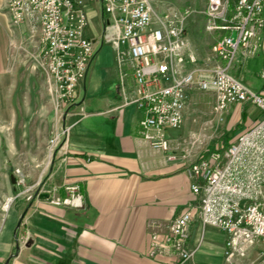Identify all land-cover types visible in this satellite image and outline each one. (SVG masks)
Wrapping results in <instances>:
<instances>
[{"label":"crops","instance_id":"crops-1","mask_svg":"<svg viewBox=\"0 0 264 264\" xmlns=\"http://www.w3.org/2000/svg\"><path fill=\"white\" fill-rule=\"evenodd\" d=\"M8 5L9 0H0V121L10 118L7 105L18 101L12 96L22 88V72L26 79L42 67L40 31L29 22L13 26ZM86 9L87 33L96 53L78 102L65 111L63 128L72 127L55 151L44 181V189L55 190L61 198L67 196V186H78L84 206H54L40 195L31 201L14 199L13 187L0 192V264H180L168 244L169 227L199 204L200 196L193 192L198 180L187 173L194 158L169 162L142 138L143 110L126 104L135 97L132 67L121 66L116 48L102 43L101 3L89 2ZM261 69L262 56L254 69L259 76ZM237 79L264 97V77ZM199 92L196 88L189 92L182 128L169 131L172 148L187 144L196 126L194 115L204 113ZM82 110L84 118L79 116ZM263 116L253 104L231 106L221 125L225 146ZM4 163L0 160V168L6 169ZM23 235L29 237L26 244ZM227 238L215 227L203 231L197 220L189 227L188 247H196L201 239L202 243L183 264H230L225 259Z\"/></svg>","mask_w":264,"mask_h":264},{"label":"built area","instance_id":"built-area-1","mask_svg":"<svg viewBox=\"0 0 264 264\" xmlns=\"http://www.w3.org/2000/svg\"><path fill=\"white\" fill-rule=\"evenodd\" d=\"M89 2L102 5V43L116 48L121 66L126 60L132 67L135 97L126 104L143 110L142 138L169 162L194 158L187 173L198 180L193 192L200 201L170 224L168 244L175 257L183 264L199 250L202 239L188 247L189 227L198 220L203 231L211 226L227 234V263L264 264V116L230 145L198 155L173 149L169 138V131L184 125L193 88L213 95L211 112L218 122L236 104H253L264 113V97L230 74L240 59L246 62L260 53L264 61V0H209L205 30L218 38L202 63L177 14L156 15L150 0H9L12 25L29 22L40 31L38 59L59 111L78 102L96 53L87 33ZM79 116L86 114L82 110ZM71 127L63 128L51 144L58 147ZM38 185V196L49 194L54 206H84L76 185L66 187L65 198L46 191L42 180ZM28 239L21 237L23 244Z\"/></svg>","mask_w":264,"mask_h":264},{"label":"rangeland","instance_id":"rangeland-1","mask_svg":"<svg viewBox=\"0 0 264 264\" xmlns=\"http://www.w3.org/2000/svg\"><path fill=\"white\" fill-rule=\"evenodd\" d=\"M150 1L156 15L177 14L178 23L181 21L180 24L187 30L192 51L202 63L212 52V47L218 38V35L209 34L205 30L209 0ZM256 55V59L255 57L249 59L245 66H242L245 61L240 59L232 67L230 74L236 78L243 76L244 81H261L264 77V69H261L263 71L260 72L261 76L254 70L261 65V54ZM124 65L130 64L125 60ZM19 79L22 88L17 89L12 96L13 100L18 101L7 105L11 109L10 118L0 121V160L6 164V169L0 168V192L13 187L15 195L12 198L23 197L25 201H31L39 194L40 181L44 182L48 176L54 153L58 148L51 144V140L62 132L63 117L67 113L66 110L57 109L55 98L48 89L47 75L43 67H39L33 74L30 73L26 79H23L22 72V77ZM197 90L200 91L199 95L203 99L204 113L194 115L195 129L191 132L187 144L183 145L191 155L225 146V137L221 132L223 122L214 119L211 112L213 96ZM200 118L203 122L199 123ZM173 149L179 151V145ZM6 161L11 166H8ZM12 177L16 179V184L12 183Z\"/></svg>","mask_w":264,"mask_h":264},{"label":"water","instance_id":"water-1","mask_svg":"<svg viewBox=\"0 0 264 264\" xmlns=\"http://www.w3.org/2000/svg\"><path fill=\"white\" fill-rule=\"evenodd\" d=\"M232 38H233V41L236 42V40H237V33L236 32H233L232 33ZM12 183L13 184H16L17 183V181H16V179L14 177H12ZM41 197L42 198H48L49 197V194H47V193L46 194H42Z\"/></svg>","mask_w":264,"mask_h":264}]
</instances>
